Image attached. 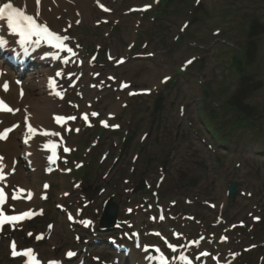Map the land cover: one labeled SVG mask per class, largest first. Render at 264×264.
<instances>
[{
    "label": "rangeland",
    "instance_id": "374dc122",
    "mask_svg": "<svg viewBox=\"0 0 264 264\" xmlns=\"http://www.w3.org/2000/svg\"><path fill=\"white\" fill-rule=\"evenodd\" d=\"M72 2L63 0L62 5L70 7ZM98 2L112 12L99 9ZM90 3L96 13L90 10L84 18L73 20L70 11H65L55 21L44 19L62 37L54 52H77L70 59V62L74 59L70 73L73 77L78 75V80L72 87L61 83L63 99L53 96L51 113L71 115L65 129L78 125L79 119L72 116L83 110L90 113V120L97 118L93 114L96 111L102 114L110 111L116 116L112 124L119 126L104 131L93 129L94 126L86 128L85 124L79 134L71 132L69 143L77 147L70 155L73 173L78 180L87 176V172L90 175L88 181L80 180L78 188L69 177L72 173L56 172L51 174V180L41 175L43 161L38 165L40 175L34 183L39 188L42 181L50 179L52 187L49 197L31 206L42 207L44 215L13 230L5 227L0 231V264H21L10 256L7 246L11 239L17 240L19 247H33L44 259L62 258L66 250L77 248L73 264L80 258L88 261L85 264H96L90 254L106 252L109 246L105 238L117 235L115 230L101 234L94 230L99 226L97 217L101 214L102 200L107 197L118 203V217L132 222L135 228L141 227L142 235L149 236L155 227L148 221L149 214L156 215V205L163 206L166 216L171 209L180 219L167 216L156 227L164 233L177 230L181 246L199 230L216 237L225 232L229 241L214 246L222 254L221 260L231 251L238 253L231 264H264V0H91ZM213 28L222 30H216L219 40L215 37L218 35L211 34ZM222 39L227 43L221 42ZM249 42L252 51L245 47ZM97 50L98 57L93 61L91 53ZM235 54L236 61L241 60L242 75L236 73L230 60ZM34 63L40 69L47 67L46 61ZM181 67L186 68L182 73ZM26 80L23 75L22 83ZM121 82L128 85L124 90H118ZM130 92L134 94L129 95ZM233 94L238 95L239 105L252 116L253 129H243L230 140L228 135L219 139L215 135L219 128L215 126L225 128L224 121L228 120L220 107ZM158 97L162 99V107L156 112ZM21 114L20 120L25 122ZM229 127L223 131L230 132ZM53 128L47 126L52 129L51 136L58 132ZM65 129L58 133L66 136ZM20 130L21 127L16 130L19 140ZM122 139L130 140L128 147L123 148ZM122 149L124 152L116 161ZM19 155L24 157V153ZM79 159H83L84 165ZM97 160L101 162L97 164ZM23 164L25 170L32 172ZM164 168L166 173L158 182ZM144 178L147 179L144 193L133 195L131 188ZM233 181L239 184L238 193L230 197L226 189ZM95 183L106 190L93 198L85 211V217L93 220L88 229L69 224L65 214L52 206L57 199L67 205L71 202L80 205L84 198L75 200L74 195L79 197L81 187ZM64 190L71 193L67 199L59 195ZM209 202H215L216 207L210 208ZM147 204L153 209L149 210ZM130 209L133 212L127 215L126 210ZM218 216L223 218L219 226L214 225ZM236 223L240 224L232 228ZM48 224L49 238L37 242L34 234L45 231ZM94 239L101 243L94 244ZM145 240L156 241L151 237ZM251 245L254 248L244 251ZM207 263L213 264L210 259Z\"/></svg>",
    "mask_w": 264,
    "mask_h": 264
},
{
    "label": "bare ground",
    "instance_id": "6f19581e",
    "mask_svg": "<svg viewBox=\"0 0 264 264\" xmlns=\"http://www.w3.org/2000/svg\"><path fill=\"white\" fill-rule=\"evenodd\" d=\"M72 1L70 7L63 6V0H14L13 4L15 7L21 8L26 14L34 15L36 19L41 22H43L45 18L55 21L62 15H65V11H70L69 13L74 16L73 20L79 17L84 18L88 15L90 10L92 13H96L95 10H92L93 7H91V0ZM39 51H42V47L34 46L31 53L36 56L38 54L36 52ZM4 65L5 62L0 60V92L3 97L11 104V106L19 108V111L31 118L32 127L36 128L37 132H39L40 128L44 126L47 128V126L50 125L48 117L52 114L53 101L52 98L46 94L48 89L46 84H43L42 79L46 80L49 77L50 67L43 69L38 68L35 70L33 68V71L30 72L27 68H23L21 71H16L20 75H26L28 80L26 84L18 86L14 83L13 71H10L9 68ZM35 66L36 64L33 65V67ZM5 84L8 85L6 90L4 88ZM21 94H23V97H20ZM21 112L15 114L12 110L10 113H0V137H3L0 138V151H2L9 160L8 164H6L7 170L11 168V164L14 162L17 166V171L13 175H9L5 182L7 184H23L25 187L31 188L34 187V184L31 182L33 178H35V174H32V177H29L27 172L22 168L21 156L19 155L20 152L24 153L25 150L29 149L19 143V139L16 137V131H12L13 133L5 140L4 137L6 135H4L3 130H1L7 125V123L10 122V124H13L18 118H21ZM49 120H51V117ZM30 150H33L32 159L34 165H38L37 158L39 152L34 149ZM14 158L19 159V161ZM1 166L4 167L5 162H2ZM28 192H32V190L29 189ZM32 195V203H40L39 194L36 193L35 195ZM132 252L135 253L134 251ZM125 259H120L118 264H125Z\"/></svg>",
    "mask_w": 264,
    "mask_h": 264
},
{
    "label": "snow or ice",
    "instance_id": "6c2138e0",
    "mask_svg": "<svg viewBox=\"0 0 264 264\" xmlns=\"http://www.w3.org/2000/svg\"><path fill=\"white\" fill-rule=\"evenodd\" d=\"M7 16V22H8V27L13 31V32H18L19 35L21 36V43H24L31 35L36 34L39 35L40 32L47 33L48 35H53L52 33H48L47 28L43 29H38V26L35 24V21L33 20L32 16L25 15L20 8L13 7L12 3H5L3 4L2 7H0V17ZM56 39H60V37H56ZM65 40L68 39V37H64ZM4 41L0 40V46H3ZM71 51V49H69ZM57 75H60V73H57ZM5 90L8 88V85H4ZM3 102L0 101V104ZM9 111H11L9 109ZM60 117L57 118L59 120ZM29 131L34 132L35 129L29 125ZM3 138V137H0ZM27 142V141H26ZM2 160V158H0ZM2 178V177H0ZM47 187V186H46ZM4 200V193L0 191V202H3ZM28 213L25 212L23 213V216H27ZM21 219L20 216H5L2 212H0V224H3L4 222H11V221H16ZM89 224L91 221L88 222ZM13 252L12 255L16 256L18 255L16 251V245L13 243L12 245ZM32 252L31 249H27L24 251L23 255L28 256ZM68 255H73V253H68ZM181 259H184L181 257ZM31 264V262H30ZM50 264H56L55 261L50 262Z\"/></svg>",
    "mask_w": 264,
    "mask_h": 264
},
{
    "label": "trees",
    "instance_id": "16d2710c",
    "mask_svg": "<svg viewBox=\"0 0 264 264\" xmlns=\"http://www.w3.org/2000/svg\"><path fill=\"white\" fill-rule=\"evenodd\" d=\"M251 43L247 46L248 50L252 51V47L250 46ZM238 57V56H237ZM237 57L235 58V66H236V72L242 75L241 73H244L243 68L240 66L241 65V60L236 61ZM237 62V63H236ZM223 110L224 112L230 116L229 120L224 122V127H229L228 129L230 132L226 133V135L231 136L239 133L241 130H249L253 129L251 126L252 122V116H250L247 113V110L239 105L238 102V95L233 94L229 99H227L226 103L223 104ZM223 128V129H225ZM222 131V130H221ZM264 140V135L262 136Z\"/></svg>",
    "mask_w": 264,
    "mask_h": 264
},
{
    "label": "water",
    "instance_id": "95a60500",
    "mask_svg": "<svg viewBox=\"0 0 264 264\" xmlns=\"http://www.w3.org/2000/svg\"><path fill=\"white\" fill-rule=\"evenodd\" d=\"M157 105H158V107L161 106V99L158 101ZM229 192L230 193H235L236 192L235 189H234V184L231 185V188H230ZM109 206H111V204H109Z\"/></svg>",
    "mask_w": 264,
    "mask_h": 264
}]
</instances>
